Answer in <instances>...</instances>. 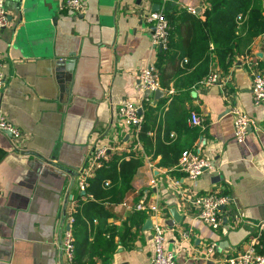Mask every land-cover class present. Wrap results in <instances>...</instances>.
Wrapping results in <instances>:
<instances>
[{
    "label": "crops",
    "instance_id": "0c3cea01",
    "mask_svg": "<svg viewBox=\"0 0 264 264\" xmlns=\"http://www.w3.org/2000/svg\"><path fill=\"white\" fill-rule=\"evenodd\" d=\"M156 3L179 29L185 47L170 59H160L159 47L151 43V25L143 20ZM38 6L47 17L16 23L19 11L29 13ZM5 7L0 61L6 80L0 86V111L23 134L15 141L0 129V264H65L61 242L70 197L88 231L81 263L150 264L152 231L144 224L151 217L143 206L157 202L166 246L177 264H227L222 258L245 247L264 219V101L253 102L245 61L254 59L264 71V41L248 34L245 16L237 13L242 15L238 37L224 68L211 40L203 52L188 47L199 43L191 16L204 17L206 0H84L77 14L62 7L61 0H5ZM206 54V73L190 80ZM148 61L157 64L162 80L163 94L156 100L138 85L139 69ZM213 71L217 80L204 82ZM126 99L143 114L152 107L155 124L147 134L153 147H144L140 127L116 121V109ZM234 104L254 120L242 142L234 139ZM191 110L202 118V126L190 123ZM137 140L144 157L129 188L119 201L101 200L109 216L92 213L82 203L86 194L79 196L85 189L77 186L76 169L95 142L107 144L109 152H128L136 150L132 145ZM199 142V153L210 165L191 180L177 167V153ZM212 190L232 196L231 205L221 207L218 230L195 216L192 204L196 194ZM137 203L142 208L132 207ZM172 207L180 214L173 225L167 222ZM137 210L147 211L140 226L133 216ZM100 227L110 228L115 244L106 262L91 255ZM183 230L190 231L188 237ZM212 242L215 248L208 253Z\"/></svg>",
    "mask_w": 264,
    "mask_h": 264
},
{
    "label": "built area",
    "instance_id": "2783aa9c",
    "mask_svg": "<svg viewBox=\"0 0 264 264\" xmlns=\"http://www.w3.org/2000/svg\"><path fill=\"white\" fill-rule=\"evenodd\" d=\"M62 7L74 14L80 13L84 8V0H61ZM193 11L192 7H188ZM240 14L237 18H240ZM143 20L151 25L150 35L151 43L154 46L160 47L161 50L167 49L169 40L170 22L163 10H147L143 14ZM8 22L5 0H0V28ZM259 36L264 41V30L259 33ZM246 64L252 76L251 93L253 102L259 104L264 101V71L258 67V62L254 59H247ZM0 61V86L5 84L6 75ZM217 80L216 72H211L204 82L213 83ZM138 85L146 90L153 92L157 88H161L159 69L154 61H148L141 66L138 73ZM139 105L129 99L124 100L116 109V121L128 126L139 129L143 121V113L139 111ZM233 114V133L234 139L242 142L253 123V118L243 111L237 104L231 106ZM189 121L192 125L202 126V118L191 110L189 113ZM0 129L9 132L13 140L17 141L22 136V131L19 127L8 120L0 111ZM132 147L140 150L142 144L137 140ZM200 142L195 148H185L181 151L177 167L191 180H196L204 169L210 165V162L199 153ZM109 153L107 144L98 142L94 143L91 148L89 158L86 162L78 167L75 171V180L79 189H85L88 179L94 174L95 169L102 166ZM153 181V180H152ZM107 180L105 181V184ZM232 196L227 192L212 190L205 193H198L192 199L194 214L202 219L213 229L218 230L223 224V214L221 213L222 206H230ZM141 203L132 206L134 209L142 208ZM76 201L70 197L67 200L66 207V223L67 227L64 230L61 249L64 254L65 264H73L74 259V234L72 224L74 222V210ZM150 213L151 217V236L153 242V254L150 264H177L172 250L166 246V224L162 220L160 214V206L157 202L151 203L149 206H143V209ZM231 210V207H229ZM189 230H183L182 236L188 237ZM215 248V243H210L208 253H211ZM222 261L227 264H264V219L256 223V232L248 239L245 247L230 253L222 258Z\"/></svg>",
    "mask_w": 264,
    "mask_h": 264
},
{
    "label": "trees",
    "instance_id": "16d2710c",
    "mask_svg": "<svg viewBox=\"0 0 264 264\" xmlns=\"http://www.w3.org/2000/svg\"><path fill=\"white\" fill-rule=\"evenodd\" d=\"M209 7L205 11L204 17L191 16V24L195 26L199 33V43L188 45L193 50L198 49L203 52L209 48V40L214 43V50L216 57L222 67H226L227 63L231 61V54L233 52L232 41L238 37L235 29H238L239 19H236L237 13L241 12L245 16L242 24L246 27L248 34L253 37L264 30V17L262 15L263 3L262 0H206ZM240 13V14H241ZM240 16V19L242 18ZM166 16L169 19L168 14ZM169 40L167 49L160 51V59L172 58L175 52L179 53L184 46L180 44V31L174 22L169 20ZM186 52V50H185ZM200 57V56H199ZM208 54L201 57L200 65L197 66L188 78L190 80H199L207 71ZM228 59V60H227ZM157 65V64H156ZM191 75H193L191 77ZM161 84L162 80L160 78ZM155 118L153 117L152 107L148 108L143 114V121L138 132V137L142 141L145 148H151L152 140L147 134V131L153 128ZM157 144V143H156ZM158 145L155 147V153L158 152ZM182 149H179V154ZM126 155H129L126 158ZM144 155L140 150L125 151H110L106 162L95 169L94 174L88 179L85 187L86 194L83 196V204L88 205L92 213L101 214L104 217L110 215L101 200L119 201L125 194V191L130 186L132 175L137 167L142 164ZM178 157V156H177ZM109 182L105 184V181ZM82 201V200H81ZM134 218H136L137 225L146 217L147 211H135ZM74 222L72 224V231L74 234V259L73 264L81 263V255L88 239V231L86 230V223L82 218L81 213L77 212V203L74 210ZM107 233V236L103 234ZM92 254L100 257L101 261L106 262L111 257L115 244L112 232L108 227H100L94 236Z\"/></svg>",
    "mask_w": 264,
    "mask_h": 264
},
{
    "label": "water",
    "instance_id": "95a60500",
    "mask_svg": "<svg viewBox=\"0 0 264 264\" xmlns=\"http://www.w3.org/2000/svg\"><path fill=\"white\" fill-rule=\"evenodd\" d=\"M159 8H160V5L158 3H156V4H154V6L152 7L151 10H158ZM36 15L38 18L41 17L43 19V17H45V16L47 17L48 12L44 8H40V6H38L36 9L32 10L29 13L25 11V14H23L22 12L19 11L18 12V18L16 19V23L23 21V19L26 20V22L31 21L32 19L36 18ZM57 18L58 17L55 14L53 16H51V20L53 21V23H56ZM42 19H40V20H42ZM46 19H48V18H46ZM159 49H160V47H159ZM150 93H151L150 90H146V95H149ZM152 94H153L154 99L156 100L157 98H159L163 94V90H162V88H157L156 90H154L152 92ZM139 111L141 112V107H139ZM68 171H71V169ZM170 212L172 214V218H171V220H169L167 222L169 224L173 225L175 222H178L180 220V214L177 212L175 207H172L170 209ZM151 225H152L151 220L147 219L145 221L144 228H151Z\"/></svg>",
    "mask_w": 264,
    "mask_h": 264
}]
</instances>
